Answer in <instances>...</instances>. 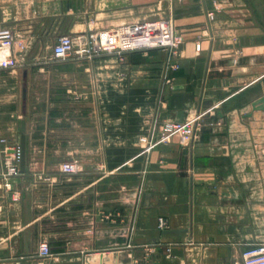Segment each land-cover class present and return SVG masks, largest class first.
Here are the masks:
<instances>
[{
	"label": "crops",
	"instance_id": "crops-1",
	"mask_svg": "<svg viewBox=\"0 0 264 264\" xmlns=\"http://www.w3.org/2000/svg\"><path fill=\"white\" fill-rule=\"evenodd\" d=\"M154 20L181 36L172 59L52 56L62 34ZM0 28L25 46L0 70V141L26 136L10 189L0 142V264H243L264 245V0H0ZM198 114L192 144L144 152Z\"/></svg>",
	"mask_w": 264,
	"mask_h": 264
},
{
	"label": "built area",
	"instance_id": "built-area-1",
	"mask_svg": "<svg viewBox=\"0 0 264 264\" xmlns=\"http://www.w3.org/2000/svg\"><path fill=\"white\" fill-rule=\"evenodd\" d=\"M211 19L212 15L208 14ZM181 42V36L170 20H154L125 25L112 30L100 32H87L77 36L62 34L57 37L52 47V56L55 60L92 59L107 55L114 56L123 61L124 56L134 52H148L151 50H165L169 59H172ZM25 49L21 41L15 39V34L0 28V70L13 69L17 66L16 54ZM199 51V45L195 46ZM171 68L177 69L173 64ZM204 114H198L186 119L182 123L166 124L155 139L141 138L144 143V152L149 151L158 144H167L171 138L178 137L182 146L192 144L199 136L203 127ZM5 145V158L2 163V177L5 188H11V180L19 176V147L16 143L0 141ZM60 173L65 177L79 173L77 161H67L60 165ZM166 226L163 219H159V227ZM38 256L47 258L51 251L46 241L38 245ZM243 264H264V245L260 244L245 250L242 254Z\"/></svg>",
	"mask_w": 264,
	"mask_h": 264
},
{
	"label": "water",
	"instance_id": "water-1",
	"mask_svg": "<svg viewBox=\"0 0 264 264\" xmlns=\"http://www.w3.org/2000/svg\"><path fill=\"white\" fill-rule=\"evenodd\" d=\"M253 110H264V98H260L252 104ZM19 173L25 172V152H26V136H25V121H21L19 130Z\"/></svg>",
	"mask_w": 264,
	"mask_h": 264
}]
</instances>
